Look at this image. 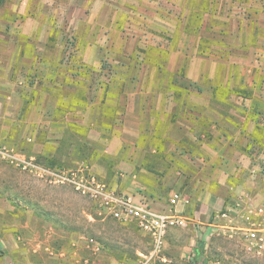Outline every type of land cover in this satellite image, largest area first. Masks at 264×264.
Segmentation results:
<instances>
[{
    "label": "crops",
    "instance_id": "1",
    "mask_svg": "<svg viewBox=\"0 0 264 264\" xmlns=\"http://www.w3.org/2000/svg\"><path fill=\"white\" fill-rule=\"evenodd\" d=\"M196 5L78 0L54 25L46 15L31 30L23 18L0 36V145L55 166L85 161L119 191L186 220L168 228L153 264H195L240 216L264 230V0ZM14 230L0 223V264H34L41 244L51 248L37 240L32 252ZM69 244L50 249L57 264L100 255L83 233Z\"/></svg>",
    "mask_w": 264,
    "mask_h": 264
},
{
    "label": "rangeland",
    "instance_id": "2",
    "mask_svg": "<svg viewBox=\"0 0 264 264\" xmlns=\"http://www.w3.org/2000/svg\"><path fill=\"white\" fill-rule=\"evenodd\" d=\"M81 1L86 6L90 0ZM189 1L196 8L197 0ZM71 2L73 6L78 0H0V36L9 32L11 28L18 29L23 23V18L29 21L31 30H40L46 15L54 25L55 15L61 7L64 16H69L73 11ZM31 16L34 17V21L29 20ZM60 25V29H64L63 37L68 44L70 38L68 30L65 31V26L68 27L69 22L65 19V22ZM1 48L4 51L2 46ZM0 149L13 154L18 159H31L27 155L18 154V151L8 150L2 145ZM86 153L79 150L73 153V157L82 159ZM17 158H5L0 154V223L13 224L14 234L19 237V242L24 246L29 248L35 245L37 240H47L46 243L51 248L70 245L69 241L73 235L83 233L101 243L98 252L100 255H93L91 258L93 261L103 259L104 264H111L113 260L121 263V257L126 256L130 259L124 261V264H133L140 258L136 250L142 254L148 252L150 239L148 235L137 229L135 222L130 221L126 225H121L119 220L104 212L97 200L81 194L71 183L54 182L51 175L41 176L38 168H23L22 162ZM32 159L37 166L66 173L68 176L73 170L79 174L80 165L86 163L84 161L74 164L72 160V165H66L65 163H70L71 159L65 158L62 164L58 165L59 167H53L44 165V161L39 160L37 155ZM91 171L99 179L108 183L111 189L119 191L109 177H102L95 170ZM247 221V218L240 216L239 219L231 222L234 228L227 227L214 234L210 250L208 249L207 254L197 258L195 264H210L212 261H217V264H264V256H259L246 248L243 228L249 226ZM25 224H29L30 228L23 231L22 225ZM39 249H41L39 255L31 256L35 260L34 264H57L58 258H54L55 250L46 249L43 244ZM180 249L177 247L173 251L176 253ZM33 259L31 258L32 261ZM93 261L90 260L87 264H93ZM192 263L187 260L182 262V264Z\"/></svg>",
    "mask_w": 264,
    "mask_h": 264
},
{
    "label": "built area",
    "instance_id": "3",
    "mask_svg": "<svg viewBox=\"0 0 264 264\" xmlns=\"http://www.w3.org/2000/svg\"><path fill=\"white\" fill-rule=\"evenodd\" d=\"M0 154L5 158H17L1 149ZM18 160L22 162L23 168H38L41 176L51 175L54 182L71 183L81 194L97 200L106 214L116 218L121 223L135 222L150 237V248L146 254L140 255L134 264H153L161 257L168 228L186 226V220L175 214L155 211L134 194L111 189L108 183L95 176L86 164L80 165L79 174L73 170L68 176L66 173L54 172L45 167L37 166L32 158ZM170 198V202L174 204L181 200V195L178 192H173ZM243 229L245 230L246 248L259 256H264V230L255 222H250L249 226Z\"/></svg>",
    "mask_w": 264,
    "mask_h": 264
},
{
    "label": "trees",
    "instance_id": "4",
    "mask_svg": "<svg viewBox=\"0 0 264 264\" xmlns=\"http://www.w3.org/2000/svg\"><path fill=\"white\" fill-rule=\"evenodd\" d=\"M43 164H44V165L53 166V167H59V166H55L54 163H50V164H45V163H43ZM200 253H202V251H201ZM197 255L199 256V253H197ZM198 256H197V257H198Z\"/></svg>",
    "mask_w": 264,
    "mask_h": 264
}]
</instances>
